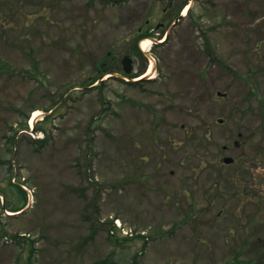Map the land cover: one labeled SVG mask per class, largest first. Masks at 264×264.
Masks as SVG:
<instances>
[{
	"label": "rangeland",
	"instance_id": "1",
	"mask_svg": "<svg viewBox=\"0 0 264 264\" xmlns=\"http://www.w3.org/2000/svg\"><path fill=\"white\" fill-rule=\"evenodd\" d=\"M184 1L0 0V264H264V0Z\"/></svg>",
	"mask_w": 264,
	"mask_h": 264
},
{
	"label": "water",
	"instance_id": "2",
	"mask_svg": "<svg viewBox=\"0 0 264 264\" xmlns=\"http://www.w3.org/2000/svg\"><path fill=\"white\" fill-rule=\"evenodd\" d=\"M122 63H123V65H124V70H125L126 72H128V71L130 70V68H131V59H130L129 57L125 56V57H123V59H122ZM231 159H232V158L229 157V156H226V157L223 158L224 162H230Z\"/></svg>",
	"mask_w": 264,
	"mask_h": 264
},
{
	"label": "bare ground",
	"instance_id": "3",
	"mask_svg": "<svg viewBox=\"0 0 264 264\" xmlns=\"http://www.w3.org/2000/svg\"><path fill=\"white\" fill-rule=\"evenodd\" d=\"M186 9H187V6H186L185 9L183 10V13H185ZM149 42H150L149 39H145V40H143V41L141 42V46H140L141 49L145 50V49L148 47ZM39 113H40L39 110H37V111L34 112L33 116H32L31 119H30V123H33L34 117H35L36 115H38Z\"/></svg>",
	"mask_w": 264,
	"mask_h": 264
},
{
	"label": "trees",
	"instance_id": "4",
	"mask_svg": "<svg viewBox=\"0 0 264 264\" xmlns=\"http://www.w3.org/2000/svg\"><path fill=\"white\" fill-rule=\"evenodd\" d=\"M136 47V46H135ZM108 64H110V63H108ZM108 64H104V63H102V65H98V68H99V70L100 71H102V72H104L105 71V69L107 68V66H108ZM134 76V75H133ZM17 187H19L22 191V194L24 195L25 194V192H24V190L18 185Z\"/></svg>",
	"mask_w": 264,
	"mask_h": 264
}]
</instances>
